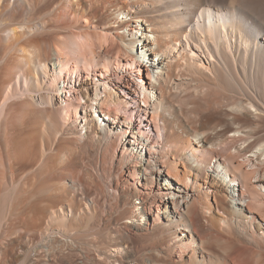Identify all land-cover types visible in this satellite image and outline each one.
I'll return each mask as SVG.
<instances>
[{"label":"bare ground","instance_id":"1","mask_svg":"<svg viewBox=\"0 0 264 264\" xmlns=\"http://www.w3.org/2000/svg\"><path fill=\"white\" fill-rule=\"evenodd\" d=\"M260 200L264 0H0V264H264Z\"/></svg>","mask_w":264,"mask_h":264},{"label":"rangeland","instance_id":"2","mask_svg":"<svg viewBox=\"0 0 264 264\" xmlns=\"http://www.w3.org/2000/svg\"><path fill=\"white\" fill-rule=\"evenodd\" d=\"M68 35L70 36L69 33H67V34L64 33L62 36H63V37H66V38H69ZM70 38H71V36H70ZM74 38H75V37H73V39H74ZM76 39H78V38H76ZM260 202L264 203L263 200H260Z\"/></svg>","mask_w":264,"mask_h":264}]
</instances>
